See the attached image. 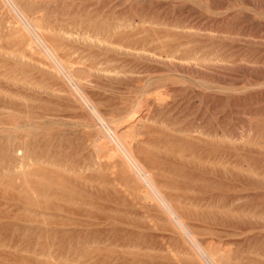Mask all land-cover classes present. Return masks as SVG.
I'll use <instances>...</instances> for the list:
<instances>
[{"label":"rangeland","instance_id":"rangeland-1","mask_svg":"<svg viewBox=\"0 0 264 264\" xmlns=\"http://www.w3.org/2000/svg\"><path fill=\"white\" fill-rule=\"evenodd\" d=\"M12 1L100 115L0 0V264H208L99 129L216 264H264V0Z\"/></svg>","mask_w":264,"mask_h":264},{"label":"bare ground","instance_id":"bare-ground-1","mask_svg":"<svg viewBox=\"0 0 264 264\" xmlns=\"http://www.w3.org/2000/svg\"><path fill=\"white\" fill-rule=\"evenodd\" d=\"M9 1L11 2L13 9H15L16 14L19 16V18L21 20H23V23L26 25V27L28 28V31L31 34L30 36L32 37V39H31V42L29 41L30 42V46H32V47H38L39 49H41L46 54L47 58L52 63V66L55 68V71L57 73H59L68 83H70V85H71V87H72V89L74 91L75 96H77L81 100V102L87 106L88 109L90 108V110L92 111V115L93 116L99 117L100 114L98 115V111L90 103V101L83 94V92L80 90L78 84L76 82H74L73 80H71L72 77H71V74H70L69 70H67L64 67L61 59L56 55V53L53 51V49L43 39V37L41 36V34L39 32L38 26L36 24L32 23L25 16V14L14 4V2L12 0H9ZM101 118H102V116H101ZM119 123H120V121H119ZM100 130L101 129H99V137H101L103 139L104 145H103V147L100 146V148H98L99 151L102 152V153H105V154L107 152H111V151L115 152L119 156V158L123 161V163L126 165V167L128 168V170L132 173V175L140 183H142V185L147 189V191L145 192V197L146 198H149V199H155V200H157L163 206V208L173 217V219L175 220V222H177L180 225L181 228H184L186 235L189 236L190 240H192V242L194 243L193 245H196L195 247L198 249L199 253L206 260V262L208 264H216L212 259H210V257H208L205 254L206 252L202 250V248H201L202 246L201 247L199 246V244L197 243L194 235L187 229V227L182 222V219L178 217L179 215L177 216V214L170 207V205L168 204V202L166 201V199L164 198V196L162 195V193L160 192V190L156 186L152 174L135 157V154L133 152L132 146L130 145L129 141H127L124 138V136L122 137L121 135H116L117 133L116 134L115 133H113V134L109 133V135H110L109 136V135H107L105 133L106 131H103V130L100 131ZM132 137H135V136H132ZM97 143H99V142H96V145H97ZM93 148H94V146H93Z\"/></svg>","mask_w":264,"mask_h":264}]
</instances>
